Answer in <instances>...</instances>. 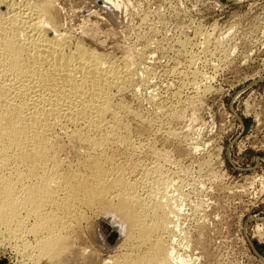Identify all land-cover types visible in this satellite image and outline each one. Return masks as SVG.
I'll list each match as a JSON object with an SVG mask.
<instances>
[{"label":"rangeland","instance_id":"374dc122","mask_svg":"<svg viewBox=\"0 0 264 264\" xmlns=\"http://www.w3.org/2000/svg\"><path fill=\"white\" fill-rule=\"evenodd\" d=\"M10 1L21 0L4 6ZM118 3L56 0V7L75 41L107 60H131L133 87L118 97L134 112L126 123L135 142L156 143L165 156L157 161L142 148L132 159L158 163L179 187L180 264H264V0ZM175 111L180 118L171 121ZM109 217L86 229L81 264L93 253H119L106 249L118 244L119 228L107 227L117 218ZM1 242L0 264H32L14 241Z\"/></svg>","mask_w":264,"mask_h":264},{"label":"bare ground","instance_id":"6f19581e","mask_svg":"<svg viewBox=\"0 0 264 264\" xmlns=\"http://www.w3.org/2000/svg\"><path fill=\"white\" fill-rule=\"evenodd\" d=\"M4 4L0 0L2 242L14 241L32 264H81L89 252L86 229L115 216L107 227L119 228L112 233L118 244L106 249L119 253H93L85 264L183 263L176 250L179 187L158 165L165 156L157 144L135 142L125 118L134 112L118 100L133 87L131 60H107L75 41L63 31L56 0ZM168 118L176 121L179 113ZM142 148L157 159L155 166L132 159Z\"/></svg>","mask_w":264,"mask_h":264}]
</instances>
